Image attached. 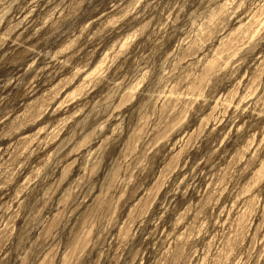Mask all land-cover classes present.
Instances as JSON below:
<instances>
[{
    "label": "rangeland",
    "instance_id": "obj_1",
    "mask_svg": "<svg viewBox=\"0 0 264 264\" xmlns=\"http://www.w3.org/2000/svg\"><path fill=\"white\" fill-rule=\"evenodd\" d=\"M0 264H264V0H0Z\"/></svg>",
    "mask_w": 264,
    "mask_h": 264
}]
</instances>
